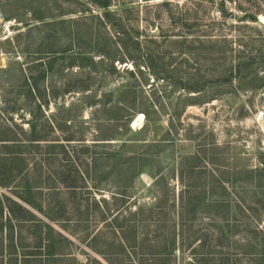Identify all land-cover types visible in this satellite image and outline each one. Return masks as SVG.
Returning a JSON list of instances; mask_svg holds the SVG:
<instances>
[{"label": "rangeland", "instance_id": "1", "mask_svg": "<svg viewBox=\"0 0 264 264\" xmlns=\"http://www.w3.org/2000/svg\"><path fill=\"white\" fill-rule=\"evenodd\" d=\"M191 1L169 0V9L175 13L176 3L182 9H193ZM221 1L224 3V0L201 1L205 8L189 20L197 19L208 27L214 39L209 44L191 37H156L158 26L169 25L167 11L157 8L162 0H119L120 6L112 10L124 18L131 16L134 20L128 28L139 35L131 36V40H105L104 32L97 28L98 37L88 45L86 38L81 43L75 41L80 25L78 19L96 16L99 12L79 14L81 6L75 0H0V122L9 102L23 106L22 116L12 114L10 123L23 128L24 132L30 131L28 122H38L39 128L45 129L43 136L46 137L47 125L56 124L62 129L53 130L46 137L48 140L67 144L64 140L70 135L80 139L65 145V154L62 153L56 163L46 157L43 149L52 141L37 143L39 146L33 143L25 156L26 173L19 176L18 171L13 172L12 176L18 175L19 181L15 179L9 189L0 188V198L6 196L18 201L12 195L18 192L42 207L47 202L59 203L65 219L61 225L67 233L53 227L67 239L59 241L58 248L63 255L70 256L62 264H83L86 256L88 260L93 259L91 249L105 252L110 260L121 259L123 264H128L127 261L251 264L249 250L237 249L245 247L242 241L238 245L230 244L223 251L215 249L213 243H204L205 235L217 233L204 214L191 221L189 215L183 226L174 228L179 225L177 208L183 184L203 182L208 175L198 173L204 170L255 166L259 154H264L262 54L248 71L249 76L232 81L231 85L206 84L202 92L187 93L179 90L176 83L172 84L179 76L187 80L190 73H196L197 82L220 78L222 68L229 67L238 55L264 53V0H225L224 11L228 15L224 19L218 12L222 8L219 7ZM83 7L93 9L88 4ZM124 9H129V13L122 11ZM31 11L49 19L34 21ZM244 12L252 13L258 22L240 23L238 20ZM10 16L13 19L4 20ZM79 45L91 52L92 64L88 69L80 70L71 65L75 62L72 53L77 52ZM101 48L111 57L123 59V63L113 62L112 67V62L98 53ZM210 49L213 53H209ZM153 56L157 58L151 59ZM224 58L232 61L226 62ZM145 66H152L155 75ZM66 83L77 88L89 86L90 99H86L87 94L72 93L45 106L48 92L52 89L61 92ZM93 96L98 101H94ZM114 107H121L123 111L117 112ZM139 112H148L150 119ZM260 113H263L262 118H258ZM124 120L129 122L127 126ZM15 131L18 132L16 127ZM139 131L143 135L133 136ZM95 138L115 140L96 141ZM163 139L169 142V147L157 145ZM135 140L140 151L155 157L146 172L136 176L131 184L125 172L127 164L119 159L113 164L111 155L117 153L127 158L129 149L122 147V143L133 144ZM2 153L5 149L0 148V156ZM55 170L59 175L56 178L64 175L76 179L80 189L74 196L63 186H57L58 192L52 191L50 183L55 179ZM68 170L72 171V176L68 175ZM191 171L198 176L192 177ZM159 177L162 178L155 185ZM76 201L81 204L80 210L76 209ZM86 206L88 212L84 211ZM117 213L120 218L117 225L125 220V226H129L118 229L119 236L113 230L117 228L109 226ZM7 219L4 211L3 220ZM9 232L5 224L0 264H9L12 260ZM20 239L15 244L16 253L33 252L27 231H21ZM52 239L56 241L57 237L52 235ZM234 240L239 243L238 237ZM161 251L167 257L159 259L157 255ZM219 252L228 254L225 261L219 257ZM149 253H153L152 256ZM213 253L218 255L210 261L209 255ZM37 259L43 264L47 261L44 256Z\"/></svg>", "mask_w": 264, "mask_h": 264}, {"label": "trees", "instance_id": "2", "mask_svg": "<svg viewBox=\"0 0 264 264\" xmlns=\"http://www.w3.org/2000/svg\"><path fill=\"white\" fill-rule=\"evenodd\" d=\"M81 7L80 10L77 11L79 14H83L85 11L99 12L96 16L81 17L78 19L79 28H77V38L76 43H81L80 41L83 38H86V44L91 45V41L96 37L95 29H101L104 32L105 40L111 38H115L116 40H131V36L139 35L136 33H132L128 28V24L133 21L131 16L123 17L118 15L116 11H113V7L117 6L119 0H75ZM146 1V0H145ZM201 1L206 0H192L193 2L192 8L185 7L182 9L177 3L175 4L174 11L169 9V0H162L161 4L157 7L159 10L167 11V20L169 25L166 26H158L155 29V33H157L156 37H160L162 39H173V38H196V40H201V43H208L211 40H214L212 36L209 34L208 27L203 26L200 21L197 19H193L191 22V18L197 16L200 10L205 8ZM232 1V0H229ZM207 2L211 3V0H207ZM116 3V4H115ZM196 3V4H195ZM83 4H88L92 6L83 7ZM224 3L221 1L219 7H222L218 10L219 15L223 17H227L228 14L224 11ZM120 6V5H118ZM239 9L240 6H239ZM125 13H129V9L122 10ZM31 17H33L34 21H45L47 18L44 15L36 16L34 12H29ZM73 13V12H72ZM190 13V14H189ZM74 14V13H73ZM241 18H239V22H244L246 24H256L258 22L257 17H255L252 13H245ZM64 16V15H63ZM13 19L12 16L9 18H5L4 20ZM17 19V18H15ZM131 19V20H130ZM81 26V27H80ZM86 36V37H85ZM114 39V40H115ZM137 40V37L135 38ZM115 40V42H117ZM115 47H117L116 43ZM119 41L117 42V44ZM264 43V40H263ZM87 45V46H88ZM104 48V46H103ZM103 48L99 49V54L103 56L107 61L112 62V67H114L113 62L123 63V59L117 58L116 56H112L108 52H104ZM120 48V47H119ZM77 52L72 53V58L75 60L74 64L71 65L77 67V69L84 70L88 69L92 64V58L90 57V50H85L79 46H76ZM89 49V48H88ZM98 49V48H97ZM209 53H213L212 49L209 50ZM246 51V48H245ZM67 52H63V55H67ZM245 52H242L244 55ZM258 53V52H257ZM259 55H247L242 56L238 55L233 62L230 63V66L227 68H222V77L211 78L210 80L204 79L201 82H197L196 73L195 74H187L186 78L178 77L179 80L176 82L179 90H183L187 93H198L204 91V87L206 84H225L231 85L232 81H239L242 78H247L249 76L248 71L252 68L255 61L260 59L261 54L264 56V53L259 51ZM240 54V53H238ZM247 54V53H245ZM90 57V58H89ZM157 57H152L154 59ZM52 61V59H50ZM226 62L232 61L231 58H224ZM78 61V62H77ZM55 62L54 60L52 61ZM85 62V63H84ZM51 62H49V66ZM146 69L155 75V70L152 66H145ZM170 73V72H169ZM172 73V72H171ZM171 77H168L170 81ZM193 80V81H191ZM187 81V82H186ZM191 81V82H190ZM172 85V86H173ZM63 89L61 92H55L54 89L49 91L46 95L45 106L50 104L52 101H56L58 99H63L68 94L72 93H81L83 95L89 93L90 88L82 87L77 88L75 85H69L66 83L62 86ZM86 99H90L88 94L86 95ZM92 99L94 101L96 98L93 96ZM121 102V101H120ZM9 107L4 109L2 112V117L0 122V148L5 149V153L0 156V188L9 189L14 185L15 179H18L17 176H21L23 173H26L27 170V162L25 160V156L28 153V148H31L33 143H40L42 141L48 142L52 141V143H47L46 147L43 148L46 150V157L51 158L53 163L59 162L60 155L62 153L65 154V145H69L71 142H79L80 139H74L72 135L65 138V143L59 144V140H48L46 137L56 129H62L61 126L47 125L49 129V133L43 136V132L45 129L39 128L38 122H28L27 124L30 127V131L24 132L23 128L18 127L16 125H12L10 121H12V114L17 116H22L21 111H23V106H17L12 103L7 102ZM121 106V105H120ZM62 107V106H61ZM60 107V108H61ZM105 107V106H103ZM125 108L128 107L124 106ZM67 110L66 108H64ZM117 112L123 111L121 107H114ZM127 109V108H126ZM39 111V110H38ZM143 114V116L147 119L149 118L148 112H139ZM124 120L125 126L129 124ZM15 127L18 129V132L15 131ZM128 134L131 130L127 129ZM14 132V133H13ZM133 136L143 135L141 131L133 133ZM119 136V135H117ZM119 138V137H118ZM96 141H111L115 139H99L95 138ZM133 140V139H131ZM82 141V140H81ZM129 141V140H127ZM172 144V142H171ZM39 146V144H37ZM122 147H127L129 149V156L127 158L120 157L119 154L115 153L111 155V162L116 165V162L122 161L127 164V168L125 172L129 175V182H133V179L146 172V168L150 161L153 160L155 155H147L144 154V151L139 150V144L135 140L133 144H124L122 143ZM126 145V146H125ZM131 145V146H129ZM157 145H160L162 148L169 147V142L166 139L158 142ZM154 146H149L148 148H152ZM33 148V147H32ZM259 158L257 159V164L252 167H233L232 169L226 168V166H221L220 168H214L211 171L204 170L199 172V175H208L205 176L199 184H183V187L180 191V200L177 208V219L178 224L174 226V228H178L179 226H183L185 222L188 221L187 216L190 215V221L193 220L197 215L204 214L207 219L211 222V227L216 228V234L205 235L204 243H213L215 249H219V251H223L229 247L230 244L238 245L241 244L242 241L245 243L241 247H237L240 249L243 247L245 250H249V261L251 264H264V154H259ZM194 157V156H193ZM124 158V159H123ZM119 159V160H118ZM18 164V167L13 168L12 166ZM18 171V175L13 177L12 173ZM72 172V171H71ZM70 170H68V175H71ZM192 172V171H191ZM212 172V174L210 173ZM53 173L55 179L51 181L52 191L58 192L59 187L63 186V188L69 190L71 194L74 196L76 194V190L80 189L76 184V179L72 177H57V170ZM156 174H159L157 171ZM197 173L192 172V177ZM198 174L196 176H198ZM59 176V175H58ZM210 177V178H209ZM155 181V185H158V179ZM186 178H189L187 176ZM212 178V179H211ZM66 179V180H64ZM183 179V178H181ZM206 179H209L206 180ZM206 180V181H205ZM19 181V179L17 180ZM128 182V183H129ZM59 186V187H57ZM123 193V192H122ZM119 194V193H115ZM12 195L18 199V201L7 198L6 196L0 198V257H2L3 249H2V235L4 231V226L7 224L9 228V244L10 251H12V260L9 261V264H43L41 261H37L38 256H44L51 259L55 255H62L61 250L58 248L59 241H67L61 233L54 229L53 226H57L66 232L65 228L61 225V223L65 220L61 213H63L58 208V204H48L44 207L41 204H33L30 202L28 198L21 196L20 193H12ZM77 210H80L81 204L77 201L75 204ZM128 203V202H127ZM64 204V203H63ZM66 208V207H65ZM129 209V208H128ZM130 210V209H129ZM162 211V209H160ZM6 211L7 220H3V213ZM85 212H88V206L84 208ZM122 211V210H121ZM125 211H127V204L125 206ZM66 212V211H65ZM121 214V213H120ZM137 213H133L135 217ZM192 215V216H191ZM104 217L102 218V220ZM118 213L111 219L109 224L110 228L117 232V236H119L118 229H125L129 226L127 225V221L123 220L120 224L118 223ZM122 219V218H121ZM4 221V222H3ZM117 225V226H116ZM135 227V226H132ZM27 231V234L30 236L31 247L33 252H27L24 254L18 255L15 244L18 243V238L21 237V231ZM135 233V228H134ZM52 235L57 237L56 241L52 239ZM238 237V242H235L234 238ZM120 238V237H119ZM21 240V239H20ZM122 240V239H121ZM58 241V242H57ZM34 251L41 252L35 253ZM97 253L108 263L113 264V260H110L109 256H105V252L97 251ZM152 254L153 253H149ZM219 257L223 261L228 256L227 253H218ZM217 253L210 254V261L216 259ZM157 257L159 259L162 257H167L163 251L159 252ZM120 264H123V260H117ZM128 264H138L137 262H129Z\"/></svg>", "mask_w": 264, "mask_h": 264}, {"label": "crops", "instance_id": "3", "mask_svg": "<svg viewBox=\"0 0 264 264\" xmlns=\"http://www.w3.org/2000/svg\"><path fill=\"white\" fill-rule=\"evenodd\" d=\"M67 233V232H66ZM62 236H63V233H62ZM64 237V236H63ZM65 238V237H64ZM73 244V242H70ZM92 257H94L93 259L91 260H88L87 259V256H86V260H84V263L83 264H108L98 253L97 251L99 250H92ZM62 254V253H61ZM85 255V254H84ZM67 257H70V256H66V255H55L54 257H52L51 259H49L48 257H46L47 261L44 263V264H62L64 262H66V259ZM77 263V262H76ZM113 264H120L119 262L117 261H113Z\"/></svg>", "mask_w": 264, "mask_h": 264}, {"label": "built area", "instance_id": "4", "mask_svg": "<svg viewBox=\"0 0 264 264\" xmlns=\"http://www.w3.org/2000/svg\"><path fill=\"white\" fill-rule=\"evenodd\" d=\"M263 117V113L258 114V118H262Z\"/></svg>", "mask_w": 264, "mask_h": 264}, {"label": "water", "instance_id": "5", "mask_svg": "<svg viewBox=\"0 0 264 264\" xmlns=\"http://www.w3.org/2000/svg\"><path fill=\"white\" fill-rule=\"evenodd\" d=\"M135 125H137V121H136V124Z\"/></svg>", "mask_w": 264, "mask_h": 264}]
</instances>
